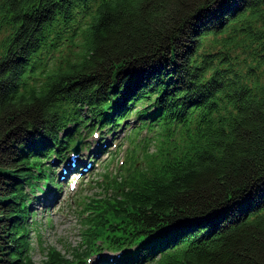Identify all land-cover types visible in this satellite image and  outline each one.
Returning a JSON list of instances; mask_svg holds the SVG:
<instances>
[{
    "label": "trees",
    "instance_id": "1",
    "mask_svg": "<svg viewBox=\"0 0 264 264\" xmlns=\"http://www.w3.org/2000/svg\"><path fill=\"white\" fill-rule=\"evenodd\" d=\"M87 1L0 0V264H37L20 189L42 167L61 107L147 95L166 107L158 118L185 126L183 150L131 191L111 184L86 199L81 211L96 214L84 222V241L111 239L116 249L160 231L138 260L187 241L150 264H264V0H99L43 80L27 82L40 50L57 45V18ZM208 37L252 58L247 80L228 52L216 62L221 51L206 44L202 53ZM90 250L68 258L42 247L39 264H82Z\"/></svg>",
    "mask_w": 264,
    "mask_h": 264
},
{
    "label": "rangeland",
    "instance_id": "2",
    "mask_svg": "<svg viewBox=\"0 0 264 264\" xmlns=\"http://www.w3.org/2000/svg\"><path fill=\"white\" fill-rule=\"evenodd\" d=\"M2 39L3 37L0 36V52L2 50ZM219 42L220 40L218 38L208 37L205 39L203 46L207 44V47H211L210 49L213 53L221 51L219 54L215 55V62L224 56L223 52H228V55L231 58V60H229V64L232 65V68H235L238 72L241 73L240 75L243 80H247L249 75L247 74L248 70H245V67L248 64L252 66L254 65L252 58L235 49L225 51L223 47L218 46ZM204 52H208L206 47L204 48V50L202 49V53ZM214 65H216V63ZM207 79L208 75L206 77V80ZM127 122H129V125L133 124L132 119L127 120ZM110 134L107 133L105 135L108 136ZM115 134H118V136H122L124 134V130H115ZM126 141L127 139L125 140V142H121V149L123 148L124 144H127ZM120 156L121 152L119 154V158ZM106 160L108 161L109 158H107ZM107 164H109V162L102 164V166L105 165L104 170L107 169ZM110 168L111 167H109V169ZM91 189L92 187L87 189L88 193L91 194L96 192L95 189ZM60 191H62L63 193L62 199L59 204L55 205L51 209L47 208L46 210H44L41 209L39 206H33V208H35L33 211L36 213L35 220L40 225L39 235L37 233H33L31 235L33 241V249L31 255L33 261L37 264L44 260L42 247H53L57 251H60L62 254L68 255L67 250L77 246L80 241L79 234L82 228L81 221L83 218L82 216H79L80 208L75 202V198L77 195H73V193L75 192H69L67 189L62 187ZM38 236L40 241H37Z\"/></svg>",
    "mask_w": 264,
    "mask_h": 264
},
{
    "label": "bare ground",
    "instance_id": "3",
    "mask_svg": "<svg viewBox=\"0 0 264 264\" xmlns=\"http://www.w3.org/2000/svg\"><path fill=\"white\" fill-rule=\"evenodd\" d=\"M0 29L3 30V28L1 27ZM77 159V158H76ZM81 163H82V159L81 158H78L77 159V166L80 167L81 166ZM72 173H74V171H66L65 173V178H67L69 175H71ZM46 200L43 198V197H39L37 198L35 201H34V205H42V204H46L45 203Z\"/></svg>",
    "mask_w": 264,
    "mask_h": 264
}]
</instances>
